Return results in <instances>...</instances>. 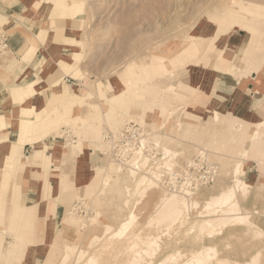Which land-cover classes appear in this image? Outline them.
Returning <instances> with one entry per match:
<instances>
[{
  "label": "rangeland",
  "instance_id": "obj_1",
  "mask_svg": "<svg viewBox=\"0 0 264 264\" xmlns=\"http://www.w3.org/2000/svg\"><path fill=\"white\" fill-rule=\"evenodd\" d=\"M21 1L29 2V14L35 13V19L46 21L44 25L32 19L29 21L33 25L42 26L36 34L22 29L29 40V46L33 37L40 40L36 47L27 51L23 57L30 61L39 44L43 43L46 49L49 48L46 50L49 51V54H46L49 59H42V66L54 59L52 69L59 70V84L50 85L53 92L45 96L44 104L40 107H36L32 101L36 92L24 97H17L16 93L12 95V101L18 105L13 107L12 112L0 115V132L3 134L10 123L19 129L18 138L15 142H10L6 136L0 135V142L7 146V160L12 156L15 159L27 158L28 153L23 150L27 143H31L30 149H33L34 153L38 150L49 154L56 151L64 155L59 165L47 159L43 162L42 169L28 170L25 166L18 165V168L6 173L5 178L0 177V241L5 245L0 250V264H58L67 243L74 241L77 248L86 247L94 235L101 239L99 238L93 248L112 247L121 241L128 246L135 240L136 249L141 253L138 264L159 263L173 251L188 250L191 253L195 247L188 240L183 239L167 246L170 244L172 233L182 230L179 227L191 228V231L197 232L198 221L221 215V211L215 214L212 207L206 205L208 192L226 190L232 184L235 179L232 169L236 162L242 163L243 172L240 175L247 184L246 195L240 203L245 212H250L251 219L256 223L255 228H260L262 234L252 240L256 238L253 237L255 230L244 232L247 225L243 223L230 222L216 226L222 230V235L228 236L224 243L217 244L218 254L227 255L233 264L237 260L247 263L255 257L258 261L253 264H264V246L260 249L255 244L257 240H264V161L260 157L263 152L253 147L256 142L264 144V104L256 110V116H252L254 123L248 122L244 117L234 118L228 115L227 109L223 112L227 114L225 116L211 105L214 102V99H211L214 86L210 90L205 89V86L203 89L200 83L195 82L199 69L207 71L203 75L204 79L215 75L218 70L228 71L242 77L246 82L253 81L254 90L264 92V0H0V7L3 4L13 6ZM39 2L42 6L46 3L52 6V10L49 11V8L45 7L47 11L43 16L36 14L33 9ZM244 5L248 6L250 12L242 10ZM76 10L79 11L75 14ZM64 11L67 16L61 14ZM240 18L250 19L245 21L248 30L241 28ZM19 20L23 22L26 19L20 17ZM8 22L9 17L0 11V83L16 64V59L10 57L13 54L8 49V37L16 28L6 30ZM51 29L58 41L66 36L64 45L67 50L64 52L67 55L60 54L59 47L56 50L49 42L46 43V34ZM185 33H190L191 36L187 38ZM228 33L230 36L226 40L218 39ZM70 38L81 42L71 43ZM240 38L246 39V49L242 56L236 57L234 61L229 60L227 64H218L215 61L218 51L226 49L228 53L236 55ZM217 42L219 49L213 51L212 46ZM185 43L192 44L188 52L189 57L185 63L171 65L170 56L176 49H182ZM75 47L81 50V57L78 53L74 55ZM208 55L210 57L206 63L205 58ZM255 59H259L261 63L258 68H253ZM157 64L162 67L167 64V69L171 68L170 71L166 70L167 76L159 77L160 66ZM130 65L132 67L128 70ZM251 72L256 73L252 80ZM128 78H133L135 82L130 107L126 108V113L122 116L118 112L123 110L122 106H117L115 115L109 122L110 101L114 94L126 90ZM170 81L177 85L176 92L174 89V92L163 89L171 83ZM158 82L159 85L165 82L164 87L156 84ZM240 88L238 92H246L248 98L251 90L246 83ZM70 101H74L72 111L63 115L65 105ZM165 109L170 111L171 116ZM214 112L219 113L218 120L215 119ZM29 117L40 126L38 131L31 129L25 133L27 129L24 120ZM129 118L146 128L147 141L170 146L172 153L167 159L173 161L174 163L170 162L174 165H184L201 151L206 153L209 162L218 165V174L214 181L207 186L196 188L193 199L198 203L190 205L184 223L179 222L182 220L179 218L168 228L169 221L158 222L157 219L156 206L162 195L179 191L166 188L160 181L144 194H139L135 190L136 178L148 176L145 173L147 168L131 166L129 160L126 161L127 164L109 161L111 157L104 154L105 131H115ZM91 125L97 127L99 137H94L89 129ZM186 126H189L188 131ZM256 130L262 134L261 137L254 136ZM29 135L39 137L26 139ZM166 138H170L172 143L166 142ZM73 140H81L85 149L83 156H69L70 147L75 144ZM177 140L182 143L177 145ZM58 141L63 142L64 146L54 147L56 144L61 145ZM245 148L247 151H242ZM173 150L181 152L176 156L173 155ZM90 151L99 158L97 164L90 163ZM4 154L5 151L0 148V158ZM83 161L87 163L88 171L81 177L77 175L76 169L78 163ZM148 162V166L155 169L153 162ZM107 164L112 175L110 185L99 184L98 191L100 187L104 188V193L109 196L96 200L95 197L88 196L83 188L91 177L100 175L102 171L99 172V169ZM115 166L121 170L116 171ZM54 167L61 171L62 178L58 183L54 176L58 171L56 172ZM129 167H133L137 172L134 178L129 176ZM249 167H254L250 179L249 175L246 176V169ZM224 171L227 175L219 185L218 181ZM41 176L50 180L46 189L48 201L43 199L39 208L45 212L48 210L55 220L52 233H48L46 229L43 237L35 230V207L25 203L29 186L40 192ZM18 182L27 184L20 190L19 199L12 193ZM126 187H132L131 194L125 195L123 188ZM57 192L62 195L57 196ZM58 208L60 216L56 219ZM131 209L137 214L135 222L124 238L118 241L120 238H114L113 234L120 228L121 220L128 216ZM74 213L81 230L79 237L71 232L73 230L59 229L61 215ZM81 219L86 222L83 228L80 227ZM109 224L112 225V232L106 233ZM56 234L58 240L55 253L51 254L49 245ZM46 235L49 236L47 239ZM14 242L19 244L22 254H15L11 260H5L4 251ZM166 247L168 248L164 249ZM90 253L95 252L92 249ZM88 258L89 253L76 264H83Z\"/></svg>",
  "mask_w": 264,
  "mask_h": 264
},
{
  "label": "bare ground",
  "instance_id": "obj_2",
  "mask_svg": "<svg viewBox=\"0 0 264 264\" xmlns=\"http://www.w3.org/2000/svg\"><path fill=\"white\" fill-rule=\"evenodd\" d=\"M260 7H262V6H260ZM79 10H76L75 14ZM242 10L250 12L248 9V6H245V5L242 6ZM61 14L67 16V12H65V11ZM246 18H240V25L242 26L241 28L248 30L249 28L246 27L247 25H246L245 21L250 20V19H246ZM201 31L204 32V30H201ZM184 36L189 38V36H191V34L185 33ZM229 36H230V33L224 34V35L220 36L218 39L226 40ZM39 41L40 40L38 37L37 38L33 37L31 39L30 46H28V51L33 50ZM69 42H71V43L76 42V44H78L81 41L76 40L74 38L73 39L70 38ZM218 43L219 42H217L216 45L214 44V46H212L213 51H216L217 49H219ZM191 46H192V44L185 43L183 45L182 49H180V48L176 49V52H174L173 55L170 56L169 63L173 66H175V63H181V62L185 63L186 58L189 57L188 52H189ZM245 49H246V46L244 47V50ZM74 51H75V52H73L74 55H75V53H78V55L81 57V50L76 48V49H74ZM243 53H244V51H243ZM242 54L240 56H242ZM209 57H210L209 55L206 56V58H205L206 63L208 62ZM235 58H236L235 54L228 53V50H226V49H221L220 51H218V54L216 55L215 61H217L218 64L223 65V64L229 63V60L234 61ZM136 65L139 66V64H136ZM157 65L160 66L159 64H157ZM260 65H261V63H260L259 59H255L254 63H253V68H254V66L256 68H258V67H260ZM130 67H132V65H130L128 67V70L130 69ZM166 70H168V71L171 70V68L167 69V64H164L163 67L160 66L161 76H159V77L167 76ZM198 72H199L198 73L199 76L197 78H195V82L200 83L203 86V89L205 86V89L208 88L210 90L214 86L213 85L214 75H210L206 79H204L203 75L206 74L207 71H205L203 69H199ZM58 77H59V70H57L56 73H54L50 77V81L52 83L56 84L59 82ZM158 81H159V79H158ZM126 82H128V84L126 85V90H124L123 92L114 94L113 99L111 98L112 99L110 101L111 109L109 110V114H108L109 122L111 121V117L113 115H115L114 112H116L117 106H122L123 110H120L118 112L120 115L123 116L126 113V108L130 104L131 92H132L133 86L135 85V82L133 81V78H128L126 80ZM33 83H35V85ZM36 83H38V81H30L24 85L14 86L11 89L12 95H14L16 93L17 97L18 96L24 97L26 94H29V96H31L35 92H37V90H38L36 88ZM161 83H160V85H159V82L156 84L164 87L165 82L163 83V85H161ZM176 86H177L176 84H173L171 82V83H168L163 89L168 91V92H170V91L174 92V90L177 89V88H175ZM163 89H162V91H164ZM176 91L177 90H175V92ZM176 94L177 95L179 94V89H178V93H176ZM122 95L124 96V98L121 99L120 97ZM73 104H74V101H70L65 105L63 115H67L68 113H70L72 111L71 107H73L72 106ZM162 104H164V103L162 102ZM165 110H164V112H166V111L168 112V109L166 111ZM172 110H173V108H172ZM29 111H30V108H29ZM162 113H163V111H162ZM214 115H215L214 116L215 119L218 120L220 118L218 112H214ZM169 116H171L170 113H169ZM129 120H131V119L129 118ZM115 121H117V120H115ZM24 122H25L26 129H27L25 133H28V130L30 131L31 129H34L36 131H38L40 129V126L38 124H36V122L33 120V118L29 117V118L25 119ZM180 127H181V125H180ZM119 128L116 130L114 129L115 130L114 132H117L119 130ZM186 128H187L186 131H188L189 126H186ZM89 129L92 131V134L94 135V137L100 136V133L97 130L96 126L91 125ZM146 135L147 134H145V136ZM145 136L142 139V142L143 143L144 142L149 143V141L146 140ZM254 136L255 137H257V136L261 137L262 134L259 133L258 130H256L254 133ZM32 137L38 138L39 135H29V138H26V139L30 140V139H32ZM157 141L158 140H156V142ZM170 141H171L170 138H166V142L169 143ZM58 142H60L61 145L56 144V145H54V147L64 146L63 142H61V141H58ZM72 142H75V144L72 146V148L70 147L69 156L70 157H75L76 155H78V157L83 156L85 149L81 143V140H77V141L73 140ZM105 142H106V148H104V152H105L104 154L107 153V149H108L107 146L109 147V144H110L107 140H105ZM153 143H155V142H153ZM170 143H172V141ZM176 143L178 145L179 143H182V141L177 140ZM155 144L159 145L160 150L162 151V154H163L162 158H158V159L153 160L150 156L147 157V155L144 152H142L140 149H136V151L126 159L127 162L129 160V163H131L130 164L131 166L132 165L139 166V167L144 166V168H147V170H146L147 172H145V171L144 172L148 176H142L141 178H136L135 190H137L139 192V194H144L145 192H147V190H149L153 186L159 184V182H160L159 175L157 174L159 171L158 167L154 166L155 169L153 167L152 168L149 167L148 166V163H149L148 160L153 162L152 165L154 164V162H156L158 164L161 162H165L166 164L173 162L171 160H170L171 161L170 162L169 159H167V157L170 155V153H172V150L169 148L170 146L169 145L163 146L162 144H160V142L155 143ZM0 148H1V150L3 149L5 151V154L2 155V157L0 158V177H2V178L6 177V175H7L6 173L13 171L14 168H16V167L18 168V165L19 166H25L26 168H28V170H30L31 168L42 169L43 162H45L47 159L49 162H51V163L55 162V163H57L56 165H59L58 163L60 162V159L63 157L62 155H64V154H60L56 151L52 152V154H49L46 151L38 150L36 153H34V155L31 159L29 158V156L27 158H22V159H15L12 156L11 159L7 160V155H8L7 149H6L7 146L0 142ZM242 151L246 152L247 148L243 149ZM180 152L181 151L175 152V150H173V155L176 154V156H177L178 155L177 153H180ZM111 160L118 162L119 164H124L123 162L117 161L116 159H113V158H110L109 161H111ZM126 161H125V164H127ZM139 167H138V169H140ZM129 168H130L129 169L130 170L129 176L134 178L137 172L133 167H129ZM53 169H57V168L54 167ZM58 170H60V169H57L56 172ZM115 170L120 171L121 168L116 167ZM225 170H227V169H225ZM60 172L58 171V173L54 175L55 179H56V183H58L62 178V175ZM99 172H101V173H99L100 175H94V177H91V179L89 181H87L86 186H84V188H83V191H85V193L87 192L88 196H91V198L95 197L96 200H100L104 197L107 198L109 196V194L104 193V188L100 187L99 191H98V188H99V184H100V186L101 185H104V186L108 185L109 186L110 185V179L112 178V175L109 171L108 164L104 167L102 166V168L99 169ZM242 172H243L242 163L236 162V164L233 166V169H232L233 177L235 178V179H233L232 184L229 185V187L226 190H221V191L213 190L212 192H208V199H207L206 205L208 207H212L215 214H219L220 211L223 214L221 213V215H217L213 218L198 221L199 225H198V231L197 232L191 231V228L185 229L184 227H179L182 230H178V231L172 233L170 244H168L167 246H171L174 243H177L178 241L183 240V239L188 240L195 247V249L191 253H189L188 250H186V251L179 250L177 252L173 251L171 253H168L165 257H163L164 258V259H162L163 261L161 260V262H159V263L149 262L148 264H233L229 261V259L227 258V255H225V254L219 255L218 254L217 244L219 242L224 243V241L228 239V236L222 235L223 234L222 230L220 228L218 229V227H216V226H222V225L228 224L230 222H232L234 224L235 223H237V224L243 223V224L247 225V227L245 228L246 231L244 230V232L247 233V230H251V229L255 230L253 237H256V238H254L252 240H256L257 236L262 234V230L260 228H258V229L255 228L256 223L251 219V216L249 215L250 212H248V211L245 212L244 207L240 203V201L245 197L246 190H247V184L245 183L244 178H242L240 175ZM226 175H227V173H225V171H224L221 179H219V181H218L220 183L219 185H221L223 183V180H225ZM49 180H50V178L41 176L42 188H41L40 192L38 193L37 199L33 202H28L27 199L25 201L26 204H28L32 207H35L34 208V210H35L34 217L36 219L35 230L41 234L40 237L45 236V232H46V228H47V220L49 217H52L48 212H46V213L44 212V216H43V214H39V207H40V204L43 202V199H44V201H48L47 196H46V189H47V186L49 185ZM24 185H27V184H24ZM24 185L21 184V182H18L14 186L12 193H13L15 198L19 199V197L21 196L20 190L23 188ZM71 189H73V188H71ZM123 191H124L125 195H129L132 192V187L123 188ZM174 191H178V190H174ZM196 192H197V189L193 190V191L192 190L191 191H179L178 193L177 192L165 193L164 195H162L159 203L156 206V211L158 214L157 215L158 222L169 221L168 228L171 227L172 224H175L179 218L180 219L182 218V220L179 222L184 223L185 220L187 219L185 217V215L187 214V212L190 208V205H196L198 203V201L196 199H193V195H195ZM57 193H58L57 196H59V194L62 195L61 192L60 193L57 192ZM238 193H239V195L237 196ZM127 199L128 198H126V200ZM127 202H128V200H127ZM72 207L74 209V206H72ZM75 207H76V205H75ZM1 214H2V211L0 210V216H1ZM75 216H76L75 213L70 214V215L62 214L60 219H59V226H60L59 229L73 230L71 232H73L75 234V236L77 235L79 237L81 230L79 229V221H78V219H75ZM136 216H137L136 212L133 209H131L129 211L128 216L121 220V223H120L121 226H120V228L115 230L113 237L114 238L119 237L120 239L118 241H121L122 238H124V236L126 235L127 231L131 227V225L135 222ZM116 218H120V217H116ZM85 225H86V222H84V220L81 219L80 227L83 228ZM105 232L106 233L112 232V225L111 224H109L106 227ZM56 238H58L57 234H56L55 238L53 239L52 243L49 245V251H51L50 252L51 254L55 253V248H56L55 245L57 244V240H58ZM99 238L101 239V237H99L97 235L92 236V239L89 241V243H87V246L81 247V248L80 247L77 248V246L74 245L75 244L74 241H71L72 243H67L66 247H65V252H64L63 256L61 257L58 264H76L80 260L84 259L88 253H89L90 258H88L86 260V262H84L83 264H138L139 258L141 257V253H140V251H138L136 249L137 244H136L135 240L131 241L128 246H126L121 241V242H118L117 244L113 245L112 247L102 246L100 248H93L94 244L97 241H99ZM248 240H249V237H248ZM76 241H77V238H76ZM255 244L258 246V248L261 249V247L264 246V240H262V239L257 240V241H255ZM3 246H5V245H3V241H0V250ZM167 248L168 247H166L164 249H167ZM92 249H93V252H95V253H90V251ZM4 252H5L4 253L5 260H8V261L11 260L12 258H14L15 254H18L19 256L22 254L21 250L19 249V244H16L15 242L12 243L11 246H9L8 248L6 247V250ZM26 257H27V255L24 257V259ZM257 261H258V259H257V257H255V258L249 259L247 263H245V262L241 263V261H239V260H237L235 262H237L238 264H248V263L253 264ZM235 262H234V264H237ZM9 264H11V263H9Z\"/></svg>",
  "mask_w": 264,
  "mask_h": 264
},
{
  "label": "crops",
  "instance_id": "obj_3",
  "mask_svg": "<svg viewBox=\"0 0 264 264\" xmlns=\"http://www.w3.org/2000/svg\"><path fill=\"white\" fill-rule=\"evenodd\" d=\"M28 3L21 1L13 6L3 4L0 7V11L3 13V15L9 17V22L5 27L6 30H9L11 27L16 28V31L8 37V49L11 54H13V56L10 55V57L16 59V64L13 70H11V72L8 73L7 77L5 79H2L0 83V115L12 112L13 107L18 105V103L12 101L13 96L11 89L14 86L24 85L30 81H38L36 85V88L38 90L34 94L32 99L36 107H40L41 105H43L46 98L45 96H48L53 92L50 86L52 84V82L50 81V76H52L57 71V69H52L54 68V66H52V64L54 65V59L52 58V62H48L44 66H42V59H49V57L47 58L49 51H46L49 48L46 49V46H44L43 43H40L35 55L30 61L25 60L23 57L24 54L28 51L29 40L23 34L22 29H26L31 34H36L41 30L42 26L33 25L29 21L31 19L34 21H39V23H41L42 25L46 23L45 20L35 19V13L29 14ZM40 3L41 2H39V4H37V7L33 9L36 11V14L39 13L43 16L47 11L45 7H48L49 11L52 10V6L50 7L47 3L44 6L40 5ZM20 17H25L26 20L22 22L19 20ZM65 39L66 36H64L59 41L56 40L55 32L52 29L49 30L46 34V43L49 42L51 44V47L53 49L55 48L56 50L57 47H59L58 51L60 50L59 53L63 55H67L64 52V50H67V46L64 45ZM245 42V38H240L239 45L237 47L236 57L240 56L243 53ZM252 74L253 75L251 76V80L256 73L253 72ZM244 83H246L247 87H249V89L251 90V93L248 98L246 92H238L241 89V85ZM213 85L214 91L211 96V99H214V102H212L211 105L217 108L220 114L226 116L227 114H223V112L229 110L227 111L228 115H232L234 118L244 117V119L248 122L254 123V119L252 116L255 115L256 110L264 104V92L255 91V85L253 81L246 82L242 77L236 76L231 72L218 70L213 77ZM41 90H44V92H41ZM18 131V128L12 126L9 123L7 128L4 130V133L1 134L0 132V135L6 136L10 142H15L18 138ZM31 146V143H27L24 145L23 149L25 153H28L30 159L34 155V150L30 149ZM253 147L261 153L263 152L264 154V144H261V142H256ZM263 154H261L260 157L263 158L264 161ZM89 155V161L91 164L94 165L99 162V158L96 154L90 151ZM253 170L254 167H249L246 169V176L249 175L248 179L252 177L251 173L253 172ZM87 171V163L85 161L79 162L76 169L77 175L84 177ZM26 197L28 202H33L38 197V191L35 188L29 186L26 193ZM44 212L45 211L43 209L39 208V214H44ZM59 216L60 209L58 208L56 219L59 218ZM54 221L55 220L53 219V217L48 218L46 228L48 233L49 231H51L50 233H52L51 229L52 225L55 224ZM48 237L49 236L46 235V239Z\"/></svg>",
  "mask_w": 264,
  "mask_h": 264
},
{
  "label": "built area",
  "instance_id": "obj_4",
  "mask_svg": "<svg viewBox=\"0 0 264 264\" xmlns=\"http://www.w3.org/2000/svg\"><path fill=\"white\" fill-rule=\"evenodd\" d=\"M146 133V128L138 121H124L117 132L105 131L104 138L110 143L106 154L123 163L136 149H140L153 160L162 158L163 154L158 145L152 141L146 142L147 144L142 142ZM154 166L159 169L157 174L163 186L178 191H191L207 186L218 174V165L209 162L204 151L182 166L165 162H154Z\"/></svg>",
  "mask_w": 264,
  "mask_h": 264
}]
</instances>
